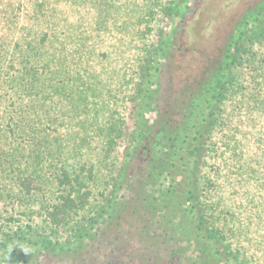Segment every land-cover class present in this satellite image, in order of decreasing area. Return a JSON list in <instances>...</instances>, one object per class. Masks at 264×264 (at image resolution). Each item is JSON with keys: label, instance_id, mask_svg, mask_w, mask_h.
Instances as JSON below:
<instances>
[{"label": "trees", "instance_id": "obj_1", "mask_svg": "<svg viewBox=\"0 0 264 264\" xmlns=\"http://www.w3.org/2000/svg\"><path fill=\"white\" fill-rule=\"evenodd\" d=\"M88 16L76 30L67 25L66 38L76 36L69 43L60 41L54 27L34 24L42 17L47 20V15H29L31 24L23 25L21 31L14 23L0 29V196L18 190L27 208L22 211L23 219L8 216V224L1 223L0 250L5 254V240L14 226L19 228L16 234L25 238L35 213L45 212L52 224L60 227L73 221L90 201L86 188L97 164L85 158V145L90 144L89 135L100 132L109 101L102 79L88 81L84 52L92 48L90 38L95 43L104 32L94 15ZM15 17L7 18L14 21ZM253 23L250 47L264 38L260 14ZM11 29L13 35H19L13 53L4 46ZM247 35L248 30L241 33L234 55L229 57L231 61L236 57L245 60L251 77L243 87H237L234 110L218 106L225 99V81L221 79L215 91L209 92L207 104H200L199 137L192 148L198 150L195 157L199 163L205 137L218 130L210 147V174L200 189L205 196L202 214L209 211L212 218L203 215V219L211 235L237 258L252 253L253 260L246 259V263L264 264V54L252 51L249 56L250 48L244 42L238 44ZM12 68L16 70L10 72ZM153 68L147 71L149 77ZM101 73L99 69V77ZM90 96L95 97L94 105ZM88 106L91 109L86 111ZM190 165L193 169V163ZM33 198L40 204L39 211L29 205ZM25 220L27 223L21 224ZM81 229L77 225L71 237ZM59 230L41 236L50 241L47 238Z\"/></svg>", "mask_w": 264, "mask_h": 264}, {"label": "flooded vegetation", "instance_id": "obj_2", "mask_svg": "<svg viewBox=\"0 0 264 264\" xmlns=\"http://www.w3.org/2000/svg\"><path fill=\"white\" fill-rule=\"evenodd\" d=\"M230 21L208 44L180 46L184 53L171 57L163 83L159 68L145 75L132 106L126 165L88 224L66 240H21L4 264H242L211 235L194 191L198 92L204 85L215 91L222 78Z\"/></svg>", "mask_w": 264, "mask_h": 264}, {"label": "rangeland", "instance_id": "obj_3", "mask_svg": "<svg viewBox=\"0 0 264 264\" xmlns=\"http://www.w3.org/2000/svg\"><path fill=\"white\" fill-rule=\"evenodd\" d=\"M179 0H0V29L8 24L17 25V31L26 23L31 24L29 15L38 14L39 17L47 15V20L43 17L34 24L52 26L55 28L57 36L61 42L70 40L76 36H67L69 26H78L89 18L88 14L94 15L96 24L104 31L98 40L90 38L92 48H86L84 55L87 56V76L89 83L95 79H102L106 83V95L108 103L103 111V120L100 121V132L88 136L90 144L85 145V158L89 162L97 164V170L90 178L86 190L89 191V203L84 209L76 213L74 220L68 224L55 226L49 220L45 212L35 213L32 229L25 238L16 233L19 232L18 226L9 230L10 236L6 241V254L14 250L15 245L20 244L21 240H42L41 235L50 231L59 230L56 234H51L53 238H47L51 242L70 239L76 226L81 228L88 224L96 210L102 205L112 193L117 177L126 165V153L134 129L130 119L132 106L138 96L139 87L144 82L147 71L153 68L159 49L164 42V36L169 30L172 22V7ZM249 0H200V7L195 16L189 21L186 39L190 46L201 47L210 42L217 33L223 30L227 19L241 9ZM40 9V10H39ZM259 27L264 25V10H260ZM15 15L14 21L7 17ZM49 15V16H48ZM29 20V21H28ZM26 21V22H25ZM254 23L248 28V35L244 42L246 48H250L249 56L252 51H260L264 54V38L256 40L253 47H250L252 29ZM21 31V30H20ZM76 35V34H75ZM18 34L13 35L10 30L4 46L9 53H13ZM13 37V38H11ZM97 41V42H96ZM96 44V45H95ZM234 53L232 54V56ZM231 66L226 68L225 80V99L218 106L225 111L234 110V98H239L236 93L237 87H243L245 81L251 77V72L245 60L236 57L231 61ZM102 69L101 76L98 70ZM16 68L10 69L14 72ZM149 76V75H147ZM244 90V88H242ZM90 103L94 105L95 97L90 96ZM91 107H86V111ZM224 111V112H225ZM77 114V113H76ZM218 130L205 137V148L201 154L197 165V186L195 177H192L196 201L201 210L204 209L202 201L204 195L200 192L206 176L210 174L212 154L210 147L218 138ZM197 187V190H196ZM9 196H0V227L1 223L8 222L5 217L15 216L22 218V211L27 210L23 203L22 195L14 190ZM1 195V194H0ZM202 202V203H201ZM30 206L39 211V202L35 198L30 200ZM198 208V209H199ZM198 215L201 212L197 210ZM204 218L211 220L209 211H205ZM23 219V218H22ZM27 221L21 222L25 225ZM25 229V228H24ZM28 230V229H26ZM60 232V233H59ZM2 230L0 229V236ZM226 246L224 243H221ZM232 248L236 251V246ZM228 250V249H227ZM230 252V250H228ZM236 257L233 252H230ZM5 253L0 250V264L5 262ZM238 260L242 264L246 259L252 261V253L239 255ZM250 264L252 262H249ZM248 264V263H246Z\"/></svg>", "mask_w": 264, "mask_h": 264}, {"label": "water", "instance_id": "obj_4", "mask_svg": "<svg viewBox=\"0 0 264 264\" xmlns=\"http://www.w3.org/2000/svg\"><path fill=\"white\" fill-rule=\"evenodd\" d=\"M199 7L200 0H179L172 7V22L169 25L168 32L164 36V42L159 49L154 64L155 67L153 68V72L157 71L158 68L164 71L161 73L162 83L164 78L172 73L174 58L171 57L176 56L178 60L179 57H182V53H184L179 47L187 44L186 28L189 25V21L198 12ZM261 9H264V0H249L245 6L230 16L231 21L227 28L228 32L224 35V37H226L221 46V56H224L223 60L226 68L231 61L229 56L234 51L241 33L243 31L247 32L248 28L252 26L254 19L259 15ZM229 43L231 45H228ZM224 74H226V69L221 70L220 77L224 76ZM221 79L225 81L226 76ZM204 89L201 86V90L198 94L199 102L206 105V99L210 93H207V85H204ZM203 94L204 96H202ZM204 111H206L205 108Z\"/></svg>", "mask_w": 264, "mask_h": 264}]
</instances>
